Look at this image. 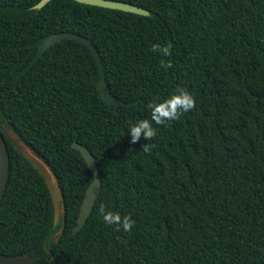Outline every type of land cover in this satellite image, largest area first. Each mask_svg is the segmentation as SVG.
Masks as SVG:
<instances>
[{"label":"trees","instance_id":"1","mask_svg":"<svg viewBox=\"0 0 264 264\" xmlns=\"http://www.w3.org/2000/svg\"><path fill=\"white\" fill-rule=\"evenodd\" d=\"M40 1L0 0V124L51 165L65 226L56 242L61 218L54 223L47 185L6 140L0 254L32 264H264V0H111L148 16L73 0L33 10ZM59 33L89 40L122 106L101 99L97 60L77 40L25 71ZM177 88L195 108L132 144L130 126ZM74 141L93 156L100 192L72 235L93 181ZM101 205L130 216L131 231L105 224Z\"/></svg>","mask_w":264,"mask_h":264},{"label":"water","instance_id":"2","mask_svg":"<svg viewBox=\"0 0 264 264\" xmlns=\"http://www.w3.org/2000/svg\"><path fill=\"white\" fill-rule=\"evenodd\" d=\"M51 0H41L36 5L32 7L33 10H40L45 5H47ZM79 4L91 6V7H98L110 10H117L125 13H131L140 16H148L149 12L139 7L117 2L111 0H73ZM64 39H73L77 40L80 43L87 46L91 52L93 53L94 57L97 60L99 65V72H100V80L96 84L97 91L100 94V97L103 101L112 105L114 107H120L123 103L118 102L115 100L109 93L103 74V68L98 57L97 52L90 44L89 40L80 38L74 34L69 33H59L54 34L46 37L42 43L37 48V53L33 60L27 65L26 70L31 68L45 53V51L50 48L52 45L61 42ZM6 140H8L11 145L39 172V174L43 177L49 193L52 198L53 206H54V223L56 224L61 218V227L59 231L54 235L56 238V242H58L60 235L63 232L65 222V209H64V200L62 196V190L59 186V181L54 173L51 165L47 163L44 158H42L36 151L27 144L17 133H15L11 129L5 128L2 124H0V204L4 197L7 182L9 178V154H8V147ZM71 148L77 150L82 159L85 161L88 169L93 173V181L85 190V195L82 200L79 215L76 221V226L72 229V235H75L80 229L83 227L85 221L89 217L94 203L99 196L100 192V181H99V174L98 169L95 164V160L91 153L85 149L84 147L80 146L79 144L74 141L71 145ZM37 259L35 257H28L26 255L18 256V257H7L0 254V264H32Z\"/></svg>","mask_w":264,"mask_h":264},{"label":"clouds","instance_id":"3","mask_svg":"<svg viewBox=\"0 0 264 264\" xmlns=\"http://www.w3.org/2000/svg\"><path fill=\"white\" fill-rule=\"evenodd\" d=\"M152 51L170 56L169 48L166 46L161 47L158 44H154ZM164 66L167 68L173 67L170 61ZM195 106L194 97L182 88H177L176 92L163 102L149 103L147 107L150 109L151 119H141L130 126L127 133L131 137L130 142L136 144L142 137L146 141L153 140L157 136V129L153 127V124L168 126L170 122L178 120L182 115L193 110ZM153 147L154 145L146 143L142 145V151L150 153ZM99 211L105 224L117 226L116 231H120L122 228L125 232H130L135 225V221L130 216L121 217L119 213L106 212L103 205H101Z\"/></svg>","mask_w":264,"mask_h":264}]
</instances>
